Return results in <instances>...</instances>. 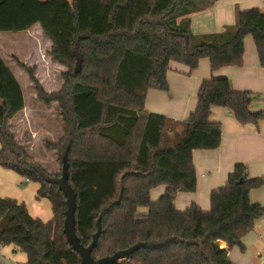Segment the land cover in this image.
I'll return each instance as SVG.
<instances>
[{
  "label": "trees",
  "instance_id": "obj_1",
  "mask_svg": "<svg viewBox=\"0 0 264 264\" xmlns=\"http://www.w3.org/2000/svg\"><path fill=\"white\" fill-rule=\"evenodd\" d=\"M214 0H0V32H21L38 23L52 42L50 54L65 66L62 87L47 93L26 68L37 98L56 101L63 133L46 147L56 152L58 173L48 172L19 144L8 121L25 105L20 84L0 57V166L39 183L37 197L51 202L48 221L31 216L25 203L0 196V246L14 244L27 255L22 264H80L63 234L66 197L53 179L66 163L76 193L75 227L88 245L100 228L94 258L135 249L113 264H233L218 242L242 248L264 207L249 200L264 177H249L239 163L227 182L211 192L210 209L192 203L179 211L177 192L196 188L195 149L220 144L221 125L209 118L213 106L227 108L241 123L264 119L251 111L249 91L231 88L225 77L204 80L195 110L175 121L144 108L148 89H166L171 61L190 70L201 58L215 70L243 63L244 38L255 43L264 66V11L236 12L220 33L194 36L179 14ZM23 66V65H22ZM164 193L151 200L153 188ZM146 208V212H141ZM217 247V248H216ZM21 264V263H19Z\"/></svg>",
  "mask_w": 264,
  "mask_h": 264
},
{
  "label": "crops",
  "instance_id": "obj_2",
  "mask_svg": "<svg viewBox=\"0 0 264 264\" xmlns=\"http://www.w3.org/2000/svg\"><path fill=\"white\" fill-rule=\"evenodd\" d=\"M67 1L72 2V0ZM251 8L264 11V0H214L205 8L177 15L175 21L177 25L187 23L194 36L202 37L222 32L226 25L235 23L237 11ZM21 32L23 34L12 35L0 32V57L20 86L19 77L26 80L28 87L35 90L34 83L26 70L31 68L34 78L45 92L58 91L63 85L62 72L66 68L50 54L51 40L44 35L38 23ZM211 77H225L229 80L232 89L249 91L250 110L264 111V66L259 62L256 46L250 35L244 38L243 63L240 66H223L212 70L209 59L203 57L197 67L190 70L183 63L171 61L166 72L167 88L148 89L144 108L148 112L165 115L175 121H184L197 106L201 83ZM24 102L23 110L8 121L9 130L15 138H17V130L19 131L21 127L25 129L28 125L30 133L36 134V130L31 127L33 118L39 123L46 124L50 121L45 115L39 119V114L34 113L35 109L27 104L25 99ZM43 105L48 112V108L57 106V115L61 119L56 101ZM3 108L0 89V115ZM209 118L221 125L220 144L214 149L192 151L196 188L192 192L180 191L174 195L173 203L179 211L185 210L192 203L208 211L211 192L227 182L236 164L245 165L249 177H264V119L256 124L241 123L223 106H213ZM28 140L25 141L26 145L23 142L19 144L23 145L22 147L31 157H34L31 153L33 142ZM25 178L12 169L0 166V196L25 203L29 214L35 218L43 221L52 219L51 202L47 198L37 197L39 183L26 181ZM165 189L164 185L153 188L150 192L151 200H157ZM249 200L264 207V184L250 190ZM140 210L146 212L147 209ZM241 243L242 248L229 246L225 241H219L218 246L227 251V256L233 264H264V214L257 218L253 228L242 236ZM0 257L9 262H11L9 258L13 259L18 262L17 264L25 263L27 260L26 253L14 244L0 246Z\"/></svg>",
  "mask_w": 264,
  "mask_h": 264
},
{
  "label": "rangeland",
  "instance_id": "obj_3",
  "mask_svg": "<svg viewBox=\"0 0 264 264\" xmlns=\"http://www.w3.org/2000/svg\"><path fill=\"white\" fill-rule=\"evenodd\" d=\"M3 33H8L7 35L19 34V33L23 34L22 32H3ZM5 41L7 40L5 39ZM5 46L7 47L6 44ZM19 78H20L21 86L23 88L22 90L26 103L32 106L33 109H35L34 113L37 112L39 114V119L41 118V116L45 115V117L50 121L46 124L39 123V121L37 122L36 119L33 118L31 127L34 130H36V134L32 135V133H30L29 131L30 126L28 125V127L25 129L21 127L19 131L17 130L16 139L17 141L18 140L20 141V142L18 141L19 143L23 142V144L26 143L25 141L27 139H29L30 141L32 140L33 143L31 144L32 147L31 153L34 155V157L32 158L36 162H39V164L43 166L45 169H47L49 172L58 173L60 171V165L56 158L57 157L56 152L52 149H48L45 145L46 142L57 141V138L61 136L63 133V122L62 119H60L57 115L58 108L57 106L56 108L53 107L48 108L49 110L48 112L46 108H44L43 102L39 101L36 98V93L34 88L28 87L26 80L22 79L21 77ZM25 130L26 132H23ZM9 260L13 263H18L13 259L9 258Z\"/></svg>",
  "mask_w": 264,
  "mask_h": 264
},
{
  "label": "water",
  "instance_id": "obj_4",
  "mask_svg": "<svg viewBox=\"0 0 264 264\" xmlns=\"http://www.w3.org/2000/svg\"><path fill=\"white\" fill-rule=\"evenodd\" d=\"M53 182L58 184L59 188L66 197V209L64 212L62 231L72 249L79 254L80 264L118 263L120 259L129 255L135 249V247H131L126 250L117 251L112 255L103 256L97 259L94 258L92 256V250L97 245L100 228H98L97 232L93 234L92 240L88 245H84L80 242V239L76 234L75 227L76 193L68 183V174L65 162L62 167V176L59 179H53Z\"/></svg>",
  "mask_w": 264,
  "mask_h": 264
},
{
  "label": "built area",
  "instance_id": "obj_5",
  "mask_svg": "<svg viewBox=\"0 0 264 264\" xmlns=\"http://www.w3.org/2000/svg\"><path fill=\"white\" fill-rule=\"evenodd\" d=\"M25 180L28 181L29 179L26 177ZM0 264H17V263H11L7 261L5 258L0 257Z\"/></svg>",
  "mask_w": 264,
  "mask_h": 264
}]
</instances>
